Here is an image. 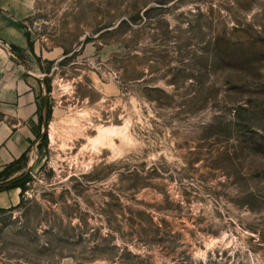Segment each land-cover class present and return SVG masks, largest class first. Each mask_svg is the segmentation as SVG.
<instances>
[{"label":"rangeland","instance_id":"obj_1","mask_svg":"<svg viewBox=\"0 0 264 264\" xmlns=\"http://www.w3.org/2000/svg\"><path fill=\"white\" fill-rule=\"evenodd\" d=\"M29 1L45 103L0 264H264V0Z\"/></svg>","mask_w":264,"mask_h":264},{"label":"crops","instance_id":"obj_2","mask_svg":"<svg viewBox=\"0 0 264 264\" xmlns=\"http://www.w3.org/2000/svg\"><path fill=\"white\" fill-rule=\"evenodd\" d=\"M31 9L29 0H0V41L10 46V51L2 50L7 53L6 60L0 61V171L12 163L19 164L16 161L26 155L40 128L42 82L17 57L19 52L36 53L35 48L33 52L29 49L22 26ZM16 173L0 175V208H9L20 200V188L9 183Z\"/></svg>","mask_w":264,"mask_h":264},{"label":"bare ground","instance_id":"obj_3","mask_svg":"<svg viewBox=\"0 0 264 264\" xmlns=\"http://www.w3.org/2000/svg\"><path fill=\"white\" fill-rule=\"evenodd\" d=\"M86 111L83 113L86 115ZM84 116V115H82ZM72 124L77 125L78 124V120L73 118L72 120ZM129 122L127 121V123H125L124 125H115V124H111V125H106V124H99L96 127V131L97 134L94 137H90L88 138V142H89V146H91L94 150H101V148H115V137H120V139L122 141L125 142H131V136H130V132H129ZM72 127H75L74 125ZM51 129V138L52 141H55V137H54V133H55V126L52 124L50 126ZM65 146V144L63 145ZM87 147V146H86ZM118 151V149H116ZM120 150V149H119ZM113 151H115L113 149ZM116 151V152H117ZM119 152V151H118Z\"/></svg>","mask_w":264,"mask_h":264},{"label":"trees","instance_id":"obj_4","mask_svg":"<svg viewBox=\"0 0 264 264\" xmlns=\"http://www.w3.org/2000/svg\"><path fill=\"white\" fill-rule=\"evenodd\" d=\"M26 37H27V41H28V47H29V49L33 52V43H32V41L30 40V37H29V33L28 32H26ZM39 121H41V119L39 118ZM24 158V155H22L17 161H16V163L17 162H19L20 160H22ZM15 163V162H14ZM12 168H13V163L12 164H10L9 166H7L4 170H2V171H0V175H5V177H8L10 174H11V172H12ZM10 183V186H15V187H18V188H23V185H21V184H19V180H18V178L16 179H13L12 181H10L9 182ZM21 200H19V202L16 204V205H14V206H17V205H19V204H21ZM14 206H11V207H14ZM11 207H9V208H11ZM3 210H5V209H3V208H0V211H3Z\"/></svg>","mask_w":264,"mask_h":264},{"label":"water","instance_id":"obj_5","mask_svg":"<svg viewBox=\"0 0 264 264\" xmlns=\"http://www.w3.org/2000/svg\"><path fill=\"white\" fill-rule=\"evenodd\" d=\"M42 98H43V103H45V96L43 95Z\"/></svg>","mask_w":264,"mask_h":264},{"label":"built area","instance_id":"obj_6","mask_svg":"<svg viewBox=\"0 0 264 264\" xmlns=\"http://www.w3.org/2000/svg\"><path fill=\"white\" fill-rule=\"evenodd\" d=\"M1 42V41H0Z\"/></svg>","mask_w":264,"mask_h":264}]
</instances>
